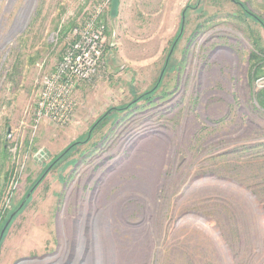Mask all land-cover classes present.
<instances>
[{
  "label": "rangeland",
  "instance_id": "1",
  "mask_svg": "<svg viewBox=\"0 0 264 264\" xmlns=\"http://www.w3.org/2000/svg\"><path fill=\"white\" fill-rule=\"evenodd\" d=\"M252 16L264 22V0H0V264H70L89 246V259L119 264L117 213L93 215L77 192L102 180L82 168L114 161L165 170L167 235L152 264H264V107L255 98L264 28ZM94 18L104 26L99 69L75 89L65 124L39 119L42 84ZM146 124L158 133L115 160L120 141ZM236 190L258 215L238 211ZM143 208L126 209L131 227ZM183 219L214 226L227 258L217 259L204 227L176 229Z\"/></svg>",
  "mask_w": 264,
  "mask_h": 264
},
{
  "label": "bare ground",
  "instance_id": "2",
  "mask_svg": "<svg viewBox=\"0 0 264 264\" xmlns=\"http://www.w3.org/2000/svg\"><path fill=\"white\" fill-rule=\"evenodd\" d=\"M158 130V125L150 126L146 124L135 132L133 131L120 141L119 147L113 153L115 160H117V156L115 155L117 151L122 154L124 150L129 149L130 146L132 147V145L139 140L158 133ZM115 162L116 161L106 163L103 166L105 170H101L98 173H93L91 167L82 168V172L88 173L92 181H97L99 177L103 180V176L106 178L105 174H107V171L110 169L115 171L107 180L105 179L103 183L101 180L100 186L96 187L94 192L82 193L81 191H77L78 202H84V207L86 206V209H91L93 215H97L100 211L106 210L117 213L111 214V216L116 215V217L111 218V233H114L115 229L120 231L119 234L114 233V237L112 236L119 264L120 249L122 257L121 264H152L151 262L154 259V255L159 253L161 247L164 246L165 237L167 235V220L163 217L166 203L160 196V191L165 190V180L158 178L160 173L162 175L165 174V170L160 167L156 169V167H152V165L149 164L136 168L132 166L133 164L131 163L123 168L120 167L119 161ZM137 164L139 163H135V165ZM118 173L119 175H117ZM130 174L136 175L137 180H128L127 177H129ZM120 175L125 176V179L120 180ZM152 175H155L157 178L151 180ZM92 181H90L89 184H91ZM201 185L204 184L200 183V186ZM119 186L120 190H118L116 194L111 195V190ZM73 192H75V190L72 186L68 191V203L71 202L70 198ZM236 193H238L236 199L238 211L243 212L248 217L252 216V214L256 215L259 206H256V211H253L248 206V202L250 201L247 195L241 190H236ZM82 197L84 199H82ZM107 197H110V200H107ZM129 200H133L134 203L129 204ZM137 204H142L144 208L141 212L142 214L139 215L141 220L139 226L133 228L128 222V212L126 209L131 208L137 211ZM74 217H77V215H74ZM83 218H85V216ZM186 226L195 227L197 229L204 227L203 230L217 253V259L222 262L221 258H227L226 255L229 254V251L222 244L220 235L214 234V226L211 228L202 227L201 224L197 223L194 219H183L178 222L175 228H186ZM71 230L72 229H70V231ZM125 235H128L131 239L125 238ZM68 236H70V233H68ZM91 249V246L81 249L77 255H73L70 264H100L97 256L93 255L91 259H89L90 254L85 255L87 250L89 251Z\"/></svg>",
  "mask_w": 264,
  "mask_h": 264
},
{
  "label": "built area",
  "instance_id": "3",
  "mask_svg": "<svg viewBox=\"0 0 264 264\" xmlns=\"http://www.w3.org/2000/svg\"><path fill=\"white\" fill-rule=\"evenodd\" d=\"M103 33L104 26L96 18L87 23L81 33L79 31L62 63L46 77L40 88L36 111L39 119L50 118L54 124L62 125L72 117L75 89L93 77L100 67L104 53ZM255 85L257 89H263L264 79Z\"/></svg>",
  "mask_w": 264,
  "mask_h": 264
},
{
  "label": "flooded vegetation",
  "instance_id": "4",
  "mask_svg": "<svg viewBox=\"0 0 264 264\" xmlns=\"http://www.w3.org/2000/svg\"><path fill=\"white\" fill-rule=\"evenodd\" d=\"M235 86H236V85H234V86L232 85V88L230 89V90H231V95H230V97H232V99H231L232 103L235 102V101H234V100H235L234 98H237L236 93L232 91L233 89L236 88ZM246 86L249 87V85H246ZM220 87H221V88H224L223 85H220ZM227 89H228V88H227ZM228 90H229V89H228ZM230 97H229V98H230ZM233 99H234V100H233ZM236 100H237V99H236ZM227 116H228V115H226V117H223V120H224V119H227V120H228L229 118H227ZM246 126H247V124H246ZM246 126H245V128H246Z\"/></svg>",
  "mask_w": 264,
  "mask_h": 264
},
{
  "label": "crops",
  "instance_id": "5",
  "mask_svg": "<svg viewBox=\"0 0 264 264\" xmlns=\"http://www.w3.org/2000/svg\"><path fill=\"white\" fill-rule=\"evenodd\" d=\"M255 98L259 101L260 105L264 107V90L258 93Z\"/></svg>",
  "mask_w": 264,
  "mask_h": 264
},
{
  "label": "trees",
  "instance_id": "6",
  "mask_svg": "<svg viewBox=\"0 0 264 264\" xmlns=\"http://www.w3.org/2000/svg\"><path fill=\"white\" fill-rule=\"evenodd\" d=\"M252 17H253V19H255L264 28V22L260 18H256L254 16H252Z\"/></svg>",
  "mask_w": 264,
  "mask_h": 264
},
{
  "label": "water",
  "instance_id": "7",
  "mask_svg": "<svg viewBox=\"0 0 264 264\" xmlns=\"http://www.w3.org/2000/svg\"><path fill=\"white\" fill-rule=\"evenodd\" d=\"M30 193L26 196V198L24 199V202L26 201V199L29 197Z\"/></svg>",
  "mask_w": 264,
  "mask_h": 264
}]
</instances>
